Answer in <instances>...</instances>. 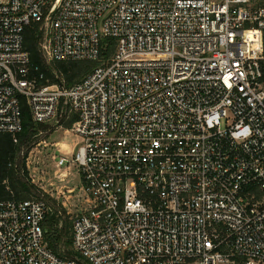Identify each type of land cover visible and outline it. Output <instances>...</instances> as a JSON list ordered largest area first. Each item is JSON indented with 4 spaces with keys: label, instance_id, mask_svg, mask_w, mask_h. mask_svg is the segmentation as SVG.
<instances>
[{
    "label": "built area",
    "instance_id": "built-area-1",
    "mask_svg": "<svg viewBox=\"0 0 264 264\" xmlns=\"http://www.w3.org/2000/svg\"><path fill=\"white\" fill-rule=\"evenodd\" d=\"M49 61L112 55L81 81ZM59 77V75H57ZM76 116L86 209L75 254L45 237L41 195L0 197V264H264V5L251 0H0V132Z\"/></svg>",
    "mask_w": 264,
    "mask_h": 264
},
{
    "label": "trees",
    "instance_id": "trees-1",
    "mask_svg": "<svg viewBox=\"0 0 264 264\" xmlns=\"http://www.w3.org/2000/svg\"><path fill=\"white\" fill-rule=\"evenodd\" d=\"M107 46L103 49L101 58L52 60L49 61L42 51V33L39 26L33 24L25 32V46L30 51L33 65L40 66L46 78L44 82H62L71 86L88 76L103 60L109 58L115 50L116 40L112 37L104 39ZM59 75V77L57 76ZM77 117L73 116L64 121L67 128H72ZM50 127L48 122L34 120L30 108L25 103L23 107V129L18 134V141L10 132H0V197L1 198H30L41 195L40 188L31 180L26 167L29 149L38 142L42 128ZM44 198L48 203L49 197ZM54 207L44 221L45 237L54 252L61 256L75 254L72 249L71 226L72 219L66 215L62 205L54 201ZM58 204V206H57ZM63 208V209H60ZM65 214V215H64Z\"/></svg>",
    "mask_w": 264,
    "mask_h": 264
},
{
    "label": "rangeland",
    "instance_id": "rangeland-1",
    "mask_svg": "<svg viewBox=\"0 0 264 264\" xmlns=\"http://www.w3.org/2000/svg\"><path fill=\"white\" fill-rule=\"evenodd\" d=\"M251 4L264 5V0H251ZM48 123L50 127L40 130L38 142L29 149L26 167L41 195L49 197V205L54 207L56 200L72 219L76 213L86 209L82 176L76 165L69 163L59 167L57 162L61 155L72 158L81 138L72 128L59 124L55 119Z\"/></svg>",
    "mask_w": 264,
    "mask_h": 264
}]
</instances>
